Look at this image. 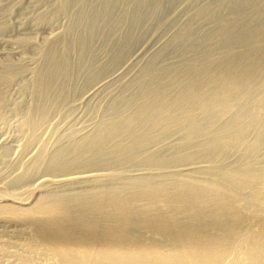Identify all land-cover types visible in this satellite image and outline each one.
<instances>
[{
  "label": "bare ground",
  "instance_id": "1",
  "mask_svg": "<svg viewBox=\"0 0 264 264\" xmlns=\"http://www.w3.org/2000/svg\"><path fill=\"white\" fill-rule=\"evenodd\" d=\"M11 119L1 263L264 264V0H0Z\"/></svg>",
  "mask_w": 264,
  "mask_h": 264
},
{
  "label": "rangeland",
  "instance_id": "2",
  "mask_svg": "<svg viewBox=\"0 0 264 264\" xmlns=\"http://www.w3.org/2000/svg\"><path fill=\"white\" fill-rule=\"evenodd\" d=\"M78 115H79V119L77 120V121H79L78 123H77V126H79V124H80V127L82 126V125H84V121H85V123L87 124V121H86V119L84 118V116L82 115L81 116V114H79L78 113ZM59 117V118H58ZM58 119V120H57ZM85 119V120H84ZM53 120V121H52ZM50 122H48L47 124H46V126L44 125L42 128H41V130H40V137L39 138H41L40 140H39V138H38V140L39 141H37L36 142V144H35V148L36 149H40L41 148V146L42 145H44L46 148H48V149H50L51 147H52V145L54 144V141H55V134L53 135V133H54V129L55 128H58V126H59V129L60 130H63V129H65V127H67L68 126V120L66 119H64V118H62L61 116H56V117H54L53 119H52ZM9 121H11V123L9 122L8 123V125L7 124H1L0 125V128H1V132H2V137H10L11 138V133L12 132H14V131H12L13 129H12V125L11 124H13V119H11V120H9ZM61 122V124H60V122ZM64 121V122H63ZM66 121V122H65ZM83 121V122H82ZM57 122V123H56ZM62 122H63V126H62ZM54 123H55V125H54ZM59 123V124H58ZM67 123V124H66ZM82 123V124H81ZM48 125V126H47ZM53 126V127H52ZM47 129H49V131H47ZM50 129H51V131H50ZM3 130V131H2ZM7 135V136H5V135ZM12 135H13V133H12ZM45 138V139H44ZM43 139H44V141H43ZM41 141V142H40ZM46 141V142H45ZM38 142H39V147H38ZM19 145V148H18V150L17 151H15L14 153H12V155H11V160H13L14 162H17V164L19 163V165H18V167L15 169V172L12 174V175H16V173L18 174V173H20V170L22 171L23 170V168L24 167H22L23 166V163H25V158H23V157H21L22 155V153H21V151H20V147L22 146L21 144H22V142L20 143H18ZM40 144H41V146H40ZM37 150V151H38ZM14 154H16V156L14 155ZM14 157V158H13ZM21 165V166H20ZM18 169V170H17ZM31 186V185H30ZM28 187V190H31L32 188H33V185L31 186V187ZM33 190V189H32ZM31 190V191H32ZM258 220H259V222H258V227L260 228V225H259V223L261 224V221L264 219V212H263V214L261 215V216H259L258 218H257ZM257 219H255L254 220V222L256 223V221H258ZM264 221V220H263ZM253 222V223H254ZM11 225H13L12 223H10ZM256 225H257V223H256ZM255 226V224H253V227L251 226L250 227V231H248V233H247V235H245L244 237L242 236L241 238V240L240 241H245V239H248L249 237H250V235L252 234V233H255V230L257 229V231H259L258 229L259 228H257L256 226ZM255 228V229H254ZM252 229L254 230V231H252ZM3 230V229H2ZM32 231V230H31ZM256 231V232H257ZM30 232V231H29ZM252 232V233H251ZM2 233V234H1ZM0 233V237H4L3 236V234L5 235V233H3V232H1ZM32 233H30V235H31ZM35 236H34V238H30L31 239V241H30V239H28L29 241H27V240H24V241H18V240H14V239H11L10 241H12L13 240V242H11V243H13V245H14V243H15V245H18L19 243H23L22 245L23 246H25V247H23L25 250H29V249H32V250H35L34 252L36 253L37 252V250L39 251V252H43V250H44V248L46 247L45 245H43V243H41L40 242V240H41V238L40 239H37L38 238V236L36 235V234H34ZM7 238V241H8V235H7V233H6V235H5ZM31 237H33V235H31ZM2 238H0V240H2ZM3 239H5V237L3 238ZM5 239V240H6ZM32 240H34L35 242H33ZM4 241V240H3ZM40 242V246H39V242ZM17 242H19V243H17ZM26 242V243H25ZM11 243H8L7 245H9V244H11ZM17 243V244H16ZM28 243H31V244H29V246L27 245ZM35 243V244H34ZM26 244V245H25ZM34 246H33V245ZM20 245V244H19ZM18 245V246H19ZM31 245H32V247H31ZM42 245V246H41ZM11 246H12V244H11ZM26 246H27V248H26ZM45 246V247H44ZM6 247V246H5ZM10 247V246H9ZM21 247V246H20ZM21 247V248H22ZM44 247V248H43ZM41 248H43V250L41 251ZM32 250H29V251H32ZM33 252V253H34ZM38 252V253H39ZM236 255V250H234L233 251V254L231 255V256H229V258H226L225 260H224V264H229L230 262H231V260L233 259V257ZM4 262V263H3ZM1 263V262H0ZM1 264H8V262H5V261H2V263Z\"/></svg>",
  "mask_w": 264,
  "mask_h": 264
}]
</instances>
